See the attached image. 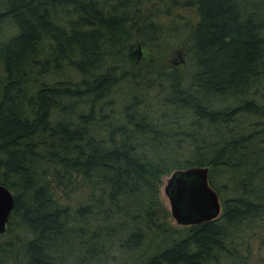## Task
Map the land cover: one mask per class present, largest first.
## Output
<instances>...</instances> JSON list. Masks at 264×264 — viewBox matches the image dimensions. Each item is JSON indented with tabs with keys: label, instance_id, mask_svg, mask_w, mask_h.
<instances>
[{
	"label": "trees",
	"instance_id": "1",
	"mask_svg": "<svg viewBox=\"0 0 264 264\" xmlns=\"http://www.w3.org/2000/svg\"><path fill=\"white\" fill-rule=\"evenodd\" d=\"M133 38L152 57L127 68ZM191 166L221 213L172 225L161 177ZM0 183V264H246L264 227V0H0Z\"/></svg>",
	"mask_w": 264,
	"mask_h": 264
},
{
	"label": "water",
	"instance_id": "2",
	"mask_svg": "<svg viewBox=\"0 0 264 264\" xmlns=\"http://www.w3.org/2000/svg\"><path fill=\"white\" fill-rule=\"evenodd\" d=\"M138 54L140 50L137 49ZM207 166H191L173 171L164 192L168 197L170 213L179 225H193L217 218L221 203L210 185ZM14 195L0 183V234L4 233L14 207Z\"/></svg>",
	"mask_w": 264,
	"mask_h": 264
},
{
	"label": "rangeland",
	"instance_id": "3",
	"mask_svg": "<svg viewBox=\"0 0 264 264\" xmlns=\"http://www.w3.org/2000/svg\"><path fill=\"white\" fill-rule=\"evenodd\" d=\"M137 49L140 50L138 54ZM151 51H148L141 47L139 43L136 41V38H133L130 46L127 48L126 57H127V68H135L141 62L144 63L147 56H151ZM152 57V56H151ZM185 56L181 53V50L178 47H174L168 51H166L164 61L169 65H176L181 69L183 68L185 62ZM148 61V60H147ZM170 175V174H169ZM169 175H164L161 177V183L159 186V201L160 205L169 212V222L172 225H179L176 221L172 218L170 213V205L167 195L164 192V187L166 182L169 178ZM7 227V226H6ZM256 235L253 237H249L247 240L248 243V250L243 249L241 253L246 258V264H264V245L261 244L262 239L259 238V235L264 236V227H256L255 229Z\"/></svg>",
	"mask_w": 264,
	"mask_h": 264
}]
</instances>
